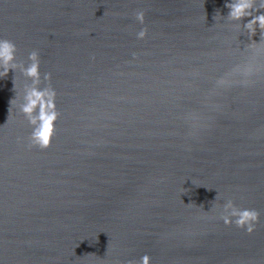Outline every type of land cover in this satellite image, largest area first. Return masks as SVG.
<instances>
[{
  "label": "water",
  "instance_id": "1",
  "mask_svg": "<svg viewBox=\"0 0 264 264\" xmlns=\"http://www.w3.org/2000/svg\"><path fill=\"white\" fill-rule=\"evenodd\" d=\"M225 2L0 0V36L25 62L39 50L60 111L29 148L15 73L0 78V264H264V70L204 103L251 42L214 19ZM228 198L260 211L252 234L203 212Z\"/></svg>",
  "mask_w": 264,
  "mask_h": 264
},
{
  "label": "clouds",
  "instance_id": "2",
  "mask_svg": "<svg viewBox=\"0 0 264 264\" xmlns=\"http://www.w3.org/2000/svg\"><path fill=\"white\" fill-rule=\"evenodd\" d=\"M225 7L229 10L227 15L221 16L217 11L214 19L217 22L227 21L235 29L246 31L251 42L241 50L236 37V50L240 53L241 59L232 66L227 77L216 78L212 88L208 90L204 103L212 110L220 109V105L211 100L212 96L219 95L234 85L249 87L255 83L253 77L264 70V12L260 11L264 9V0H226ZM134 17L142 25L135 34L136 38L143 40L148 34L147 27L143 26L145 25L144 10L135 11ZM245 17H251V19L241 25L240 21ZM258 28L260 30L259 42L252 40ZM132 55L133 58L136 57V53ZM40 66L38 49L28 52L27 62H25V60L17 58L16 43L0 36V78L6 77L10 69L15 73L13 78L15 95L10 100V115L8 117L14 118V114L17 112L22 114L31 128L27 137L28 147L43 150L51 145L60 111L56 103L57 91L50 83L51 73L45 72L42 75ZM17 73L25 78L22 85L18 83ZM182 118L189 126L188 135L195 136L198 128L202 126L200 114L191 110L184 113ZM219 195L218 193L215 201ZM200 208L203 211L202 206ZM214 210L217 211V218L224 225H235L236 228L242 229L248 234H252L260 223L261 213L258 209L238 206L231 198L222 204L213 203L210 211L203 212L209 213ZM127 264H151V257L145 253L138 261L129 260Z\"/></svg>",
  "mask_w": 264,
  "mask_h": 264
}]
</instances>
